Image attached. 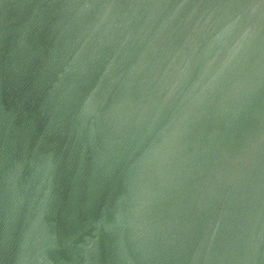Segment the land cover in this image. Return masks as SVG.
Returning <instances> with one entry per match:
<instances>
[{
    "label": "water",
    "instance_id": "obj_1",
    "mask_svg": "<svg viewBox=\"0 0 264 264\" xmlns=\"http://www.w3.org/2000/svg\"><path fill=\"white\" fill-rule=\"evenodd\" d=\"M0 264H264V0H0Z\"/></svg>",
    "mask_w": 264,
    "mask_h": 264
}]
</instances>
